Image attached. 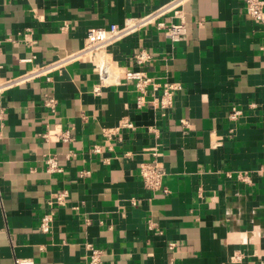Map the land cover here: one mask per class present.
Returning a JSON list of instances; mask_svg holds the SVG:
<instances>
[{"label":"crops","instance_id":"crops-1","mask_svg":"<svg viewBox=\"0 0 264 264\" xmlns=\"http://www.w3.org/2000/svg\"><path fill=\"white\" fill-rule=\"evenodd\" d=\"M167 1L0 0V81L81 49L89 29ZM183 14L180 41L150 27L109 46L99 60L119 69L106 84L74 63L0 94V264H83L87 245L104 251L102 264H264V179L255 174L264 164V25L245 0H190ZM140 52L150 57L143 64ZM125 70L161 85L156 107L137 109L141 93ZM165 85L178 86L167 107ZM125 119L133 128L105 135ZM152 149L165 191L147 190L140 175ZM49 155L61 172L46 171ZM60 191L68 203L42 233Z\"/></svg>","mask_w":264,"mask_h":264},{"label":"built area","instance_id":"built-area-1","mask_svg":"<svg viewBox=\"0 0 264 264\" xmlns=\"http://www.w3.org/2000/svg\"><path fill=\"white\" fill-rule=\"evenodd\" d=\"M188 1L190 0H168L164 5L153 11L145 13L142 16L127 18L123 25L113 24L109 29H89L84 45L81 49L50 63L36 65L21 75L2 79L0 81V94L42 77H46V79L50 80L51 74L62 73V71H64L69 65L74 63H87L92 65L93 70L98 73L101 79L100 84H106L109 81L110 76L115 75L116 69H119V67H116L117 64L114 61H111L109 57L105 56V58L99 60V56L104 52L106 53L109 46L119 42L127 36L133 35L138 31L150 27H156L158 30H164L165 35L172 42L180 41L182 36L186 33L183 7ZM245 10L251 20L264 25V0H245ZM167 16H170L172 19L170 23H167L164 20ZM174 19L177 20V22H175ZM149 58V55L145 52H140L135 55V60L138 64L147 62ZM30 61V59H27L24 62ZM123 77L128 81H134L137 90L141 93V95L137 98V109H143L149 104L156 107L158 104L157 92L160 90L161 85L155 83L152 78H149L142 71L125 70ZM148 86H152L153 88L154 99L150 102L148 101L149 103L147 104V101L145 100V93ZM177 89L178 86H164V100L161 101V105L163 107H167L172 104V90ZM94 92L98 94L100 92V86H97ZM44 105L54 111L57 107V101L53 97H48L45 99ZM239 114H241L240 111L234 110L230 114V119L236 120ZM123 128H133V124L127 119L122 120L119 126L115 129L105 131V135L110 138L111 136L117 135ZM43 138L50 141L51 133H45ZM58 139L68 141L70 136L68 133H62L59 135ZM98 151L99 149L94 148V152ZM151 153L153 159L149 162L141 164L140 175L145 188L151 192H156L164 190L163 183L166 176V169L164 163L161 161L160 151L152 149ZM45 166L46 171L49 174H55L62 171L57 158L53 155L46 157ZM255 174L264 179V164L260 165V167L255 171ZM248 179V173L238 175V180L246 182ZM67 203V191H60L52 196L49 201V211L44 214L41 219L40 230L42 233L48 234L51 232L55 219V207H62L67 205ZM87 250L88 255L84 257L83 264L103 263L105 256L103 250L95 248L92 245H87Z\"/></svg>","mask_w":264,"mask_h":264}]
</instances>
